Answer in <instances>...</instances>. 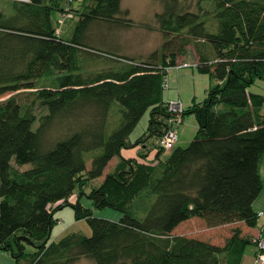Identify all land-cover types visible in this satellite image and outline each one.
Instances as JSON below:
<instances>
[{
    "label": "trees",
    "instance_id": "16d2710c",
    "mask_svg": "<svg viewBox=\"0 0 264 264\" xmlns=\"http://www.w3.org/2000/svg\"><path fill=\"white\" fill-rule=\"evenodd\" d=\"M79 1L65 40L50 12L72 0H0V95L13 93L0 100V250L15 264H241L253 241L240 223L255 225L262 188L264 96L248 87L264 78V0H160L163 42L138 61L103 45L104 32L125 25L120 0ZM189 45L214 84L183 107L182 121L192 113L197 123L191 140L165 150L166 73ZM20 90L30 101L18 100ZM147 110L145 131L131 140ZM134 146L136 157L120 154ZM64 206L91 234L48 242ZM103 208L118 218L95 214ZM193 217L232 226L221 242L173 233Z\"/></svg>",
    "mask_w": 264,
    "mask_h": 264
},
{
    "label": "rangeland",
    "instance_id": "374dc122",
    "mask_svg": "<svg viewBox=\"0 0 264 264\" xmlns=\"http://www.w3.org/2000/svg\"><path fill=\"white\" fill-rule=\"evenodd\" d=\"M70 12L72 17H64L61 24L58 20L61 17L59 11L52 10L50 17L55 27L60 26L62 39H69L75 22L78 19V13L81 10V3L79 0H72ZM121 12L117 15L122 21H124V27L112 29L104 33L103 45L108 49L115 50L116 54L131 57L138 60H145L150 53L159 48L163 42L162 32L159 29V25L155 19V13L162 10V4L160 0H120ZM208 26L210 29H214L215 22L208 19ZM103 46V47H104ZM192 46L187 47V54L183 56L182 62H190L193 58ZM206 51V50H205ZM179 61L181 57H178ZM181 62V61H180ZM102 66L101 62L98 64ZM179 76V77H178ZM166 83L168 84V90L164 89V96L167 94L173 96L171 101L179 100L181 105L186 107L191 104L192 97L194 101H202L206 95L207 89L214 84V80L209 77L207 73L199 72L193 65H179L178 67H170L166 73ZM178 85V86H177ZM249 91L264 96V78L255 79L248 87ZM29 90H20L15 95L20 102L30 101L28 94ZM13 93H5L0 95V100H4ZM179 94V95H178ZM37 110L43 111L42 108L36 104ZM260 113L264 115V102L260 106ZM148 119V110L144 112L134 130L130 134V139L134 140L137 136L141 135L145 131ZM184 124H189V127H184ZM195 124V125H194ZM194 125V127H193ZM196 120L194 115L186 114L183 117V122L178 126L179 130L184 129L185 138L180 146L185 147L189 140H191L196 130ZM178 134V129H176ZM124 150V149H123ZM153 157V156H152ZM118 161V158H113L108 166L107 170H110L114 164ZM89 166V161L86 162ZM29 164L23 165L20 168H28ZM101 177L89 182L85 191H88L91 186H95L101 182ZM76 192V191H75ZM75 194V193H74ZM95 214L106 216L108 219H116L119 213L109 208H103L96 210ZM54 217L57 219L54 224L49 237V241H56L61 236L69 232H79L86 236L91 234V228L85 219H75L73 210L70 206H64L56 211ZM232 225H222L218 227H207L204 222L199 218H191L188 221L180 224L173 233L186 234L188 236H194L198 238H209L211 240H217L221 242L223 237L228 234L229 228ZM26 251H31L30 245H25ZM74 264H93L87 258H80Z\"/></svg>",
    "mask_w": 264,
    "mask_h": 264
},
{
    "label": "crops",
    "instance_id": "0c3cea01",
    "mask_svg": "<svg viewBox=\"0 0 264 264\" xmlns=\"http://www.w3.org/2000/svg\"><path fill=\"white\" fill-rule=\"evenodd\" d=\"M59 13L61 14V11H59ZM184 61L181 64H179V65H185V66L191 65L193 67V65H194L193 58H192V60L190 62H184ZM179 65H177L176 67H178ZM168 87L169 86L166 83V88L165 89L168 90ZM172 97L173 96H169L167 94L166 96H164V100L172 99ZM192 101H194V97H192L191 102ZM194 125H193V127H194ZM189 126H190L189 124H184V127L183 128L189 127ZM183 128H181L179 130V127H177V129H178L179 132L177 134V138L178 139H177V144L176 145H181V143H183V141H184L183 138L186 137ZM176 133H177V131H176ZM138 150H139V146H134V147L128 148V149H124V150L122 149L120 151V154L123 157H136ZM257 170H258V173H259L260 178L262 180V188H261L260 193L258 194V196L254 199V201L252 203V208L258 214V216L256 218L255 225L252 226V227H248V226H245V225H243V224L240 223L241 228H242V232L244 234H246V235H249L252 238V241H253L252 244H249L245 248L244 253H243V256H242L241 264H259V263H257L255 261V250H256V247H255V244H254V239L264 238V153L261 154L260 157H259V159H258V162H257ZM80 201H81V203L83 205L90 206V202L87 199L82 198ZM110 219H112V218H110ZM116 219H112V220H116ZM190 219H188V220H190ZM188 220H186V221H188ZM183 222H185V221H183ZM183 222H181L180 224H182ZM180 224H178L176 226V228ZM0 264H15V263H14L12 257L10 256V254L7 251L0 250Z\"/></svg>",
    "mask_w": 264,
    "mask_h": 264
},
{
    "label": "built area",
    "instance_id": "2783aa9c",
    "mask_svg": "<svg viewBox=\"0 0 264 264\" xmlns=\"http://www.w3.org/2000/svg\"><path fill=\"white\" fill-rule=\"evenodd\" d=\"M60 15L61 17L58 20L59 24L62 23L64 17H72V13L67 4L64 6ZM55 32L56 34L61 32L60 26L56 27ZM165 88L166 83L164 84ZM168 109L172 114L171 118L168 119L169 127L159 140V145L165 150L171 149L177 140L176 128L182 122L181 114L183 112V106L179 100H168ZM255 261L259 264H264V238H258L256 241Z\"/></svg>",
    "mask_w": 264,
    "mask_h": 264
}]
</instances>
